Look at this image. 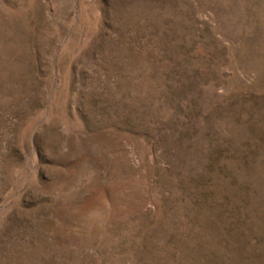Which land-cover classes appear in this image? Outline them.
<instances>
[{
  "label": "rangeland",
  "instance_id": "obj_1",
  "mask_svg": "<svg viewBox=\"0 0 264 264\" xmlns=\"http://www.w3.org/2000/svg\"><path fill=\"white\" fill-rule=\"evenodd\" d=\"M0 264H264V0H0Z\"/></svg>",
  "mask_w": 264,
  "mask_h": 264
}]
</instances>
